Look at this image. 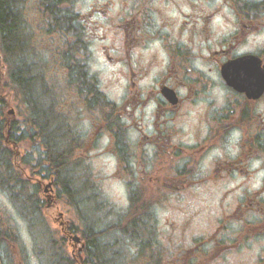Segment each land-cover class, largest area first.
<instances>
[{
	"label": "flooded vegetation",
	"instance_id": "af4514ba",
	"mask_svg": "<svg viewBox=\"0 0 264 264\" xmlns=\"http://www.w3.org/2000/svg\"><path fill=\"white\" fill-rule=\"evenodd\" d=\"M122 3L113 15L101 11L103 24L95 27L103 31L96 32L102 57L125 68L118 76L125 93L115 103L90 100L84 79L81 96L96 114L84 148H94L97 129L125 173L142 175L130 163L143 164L141 180L160 193L150 205L157 210L167 191L195 194L198 180L236 183L224 193L213 234L163 237L172 238L161 246L164 264H264V0ZM150 49L160 61L139 52ZM63 129L70 136L71 126ZM40 130L35 123L37 147L46 145ZM212 151L219 154L204 167ZM254 179L256 189L249 187Z\"/></svg>",
	"mask_w": 264,
	"mask_h": 264
},
{
	"label": "rangeland",
	"instance_id": "374dc122",
	"mask_svg": "<svg viewBox=\"0 0 264 264\" xmlns=\"http://www.w3.org/2000/svg\"><path fill=\"white\" fill-rule=\"evenodd\" d=\"M34 1L37 3L40 2V0ZM112 1V7L109 9L110 15L116 13L124 0H60L62 8L68 11L67 14H70V17L73 18L72 21L69 20L71 30L72 28L74 29L75 35L83 33L82 38L85 42L86 49L81 48L80 51H77V54L85 65L86 72H84L83 69L85 82L92 83H89V86H91L90 91H92L91 94H93L95 99L97 97L103 98L104 94V97H107L110 103H115L116 99L118 101L121 100L125 93L126 82L124 79L118 77L124 74L125 68L123 66H121V68L113 66L105 61L99 51L100 41L96 38V32L103 33V31L97 30L94 22L92 23V28L88 27L90 25V14L92 13V9L103 7ZM39 5L43 6L41 3L38 4V6ZM32 14L34 15V13ZM35 20L34 29L38 36L37 42L40 43L43 41V38L47 36V29H49L50 24L42 20L40 16H35ZM93 20L97 22L99 26L103 24V16L100 14L95 16ZM51 26L54 27V35L51 37V40L59 42L58 38L60 37L62 29H59L58 25L55 26L53 24ZM44 42L47 43L45 40ZM68 42L69 44H80L75 38L69 39ZM41 51L44 53H38V60L44 66V78L48 83H54L60 88L62 99L64 98L61 105L67 106L66 112L73 117L74 122L79 126V131L83 138L82 145L76 150L73 158L76 163L83 164L85 168L81 169V173L75 174V179L78 180L77 185L80 186V180L84 175V177L88 179L87 185L92 184L93 188L95 186V189H98L99 199L105 203L102 205H104L106 209L108 208L106 211V220L111 219L117 212L126 213L131 211V203L136 207L143 205L142 208H140L142 217L144 211L151 212L153 218L156 216L155 224L152 221L149 222L153 230L151 227L150 232L148 231L146 233L147 236L151 233V237L147 239H156L157 244L165 249L168 246V239H172L163 238L168 236L167 233L169 231H172V233L169 232V235H171L173 239H183V237H185V239H193L191 236H195L194 234L204 235L207 233L210 234L209 232L213 234L218 220L217 214L224 207V193L226 190L237 186L236 183L233 182L232 187L230 183L232 181L221 180L220 178L211 176L206 178V181L198 180L196 184H194L197 185V190H190V192L195 194L189 195V193L184 192L185 194L182 196H172L171 194L173 193L167 191V195L160 200V203H165L166 206L160 210H157L155 207L151 208L150 205L156 206L155 199L160 193H150L145 180H141L144 179L143 164L140 165L141 163L138 160L130 163V167L134 163V170L137 169L142 175H128L125 173V171L127 172V170L124 169L125 165L120 167V164L116 163L117 161L113 155V151L109 148L107 137H103V133L97 132V129H95L96 134H93L94 142L96 143L94 148H89V144L87 143L84 149V132L87 133V135L89 134L91 123L96 114H94L91 109V105L85 102L86 100L81 94L77 90L70 88L68 83L70 72L64 73L65 69H62L63 63L60 60V57H62L61 51L57 50V47L51 50L41 47ZM139 52L151 57V59L160 61L159 57L154 56L155 51L152 49L140 50ZM16 56L18 62L21 61V58L28 57V54L20 56L17 53ZM7 60L9 61L10 58H6L0 54V86L2 96L5 97L8 104L5 111L8 113L11 120L9 130H12V123L16 122L17 125L15 127L19 130L23 129L22 136L25 132L30 135L32 134L31 132L34 129L35 123L32 122L30 114L26 111L27 108L24 105L23 95L20 94L19 96L14 91L15 88L10 81V68L12 65L7 63ZM156 72L157 70H153L152 75L154 76ZM148 82L149 80H146L145 85H147ZM98 88L103 94L96 92ZM35 93L36 96L38 93L40 94V86L37 87ZM35 135L36 133L33 132L32 136L35 137ZM88 140H91V134L87 138V141ZM2 145L5 146L6 149V145L3 142ZM187 145L188 144L185 143L184 148L188 151L189 148ZM8 148L13 155V162L16 163L14 166L16 168H25L26 172H24V174L17 170L19 173L16 174L15 179L19 178L16 181L21 186L16 183V187L13 188V191H15L14 194L18 195L11 196L0 186V239H8L9 242L18 240V246L16 243V248L18 247L19 251L20 248H23L27 252V258L24 259L22 264H41L40 251L37 252V248L46 245L48 242L47 239H57L56 241L58 244L63 242L66 244V240H63L64 234L62 233V225L69 224L74 227L76 234H78L81 239H84L81 232L84 227L82 219L84 218L85 212L82 211L79 213L76 208L70 204L67 195L62 192V183L58 185L57 179L54 177L46 178L48 175L46 172L47 168L38 166L39 152L34 141L24 140L21 143H13L9 145ZM214 154H219V152L212 151L204 156L208 157L203 163L204 167L209 166V159H211ZM152 161L150 166H153L155 162V160ZM142 163H144V161ZM177 166L181 167L182 164H177ZM161 167L162 164L159 168ZM88 170L90 175L87 173ZM119 171L122 172L120 175ZM11 176L12 180H14V173ZM50 178H53L54 183L51 188L48 187L52 184L50 183ZM35 181L40 182L44 187L41 190L34 188L37 184ZM131 182L138 185L140 196L136 195L130 200L129 184ZM259 185V179L251 180L249 183V187L253 189L258 188ZM149 186L154 190L152 185ZM22 187H25L26 192L25 189L24 191L21 190ZM11 194H13V192H11ZM21 196L23 198L25 196L30 198V204L33 205L32 208H34V210L27 212L18 207L22 206L21 202L18 200ZM15 202H17V205ZM42 202H46L47 206H43L41 204ZM25 208L28 209V206ZM94 218L97 217L95 216ZM171 224L174 226L172 229H169ZM188 227H190V229H187ZM113 236L115 238L118 235L114 234ZM140 237H128L125 239H145L143 235L141 238ZM72 239L73 238L68 237L67 243L69 249L66 245L65 249L68 253H71L72 257L74 255L78 260L81 246H77L78 244ZM137 242L139 241H136L134 246H130L128 252L122 253V255L128 258L131 264H148V262L140 263V259L142 258L138 255V252L141 242L140 246ZM53 243L55 244L54 241L52 244ZM54 246H56V244ZM16 248L7 244V246L2 249L1 256L4 264H18L17 259L14 260L12 257V253H14L12 249L16 252ZM70 253L69 256L71 257ZM17 258L19 261H22L19 256H17ZM80 260H82V258L79 259V264H83V261L81 263Z\"/></svg>",
	"mask_w": 264,
	"mask_h": 264
},
{
	"label": "trees",
	"instance_id": "16d2710c",
	"mask_svg": "<svg viewBox=\"0 0 264 264\" xmlns=\"http://www.w3.org/2000/svg\"><path fill=\"white\" fill-rule=\"evenodd\" d=\"M40 3L43 6H38ZM61 5L60 0H40L39 3L34 0H0V54L10 58L7 63L12 65L10 68L11 81L15 90L23 95L26 110L30 114L32 122L39 123L40 131L46 142V145L40 148L42 152L38 166L47 168L48 175L46 178L54 177L57 179L58 185L62 183V192L67 195L70 204L79 213L85 212L82 219L84 227L81 232L84 236L82 240L86 245L83 251L85 264H131L130 260L124 257L122 253H127L129 247L134 246L136 241H139L137 242L139 246L141 242L138 252L142 258L140 263L164 264L161 246L157 244L156 239H121L129 232L113 233L117 229L113 225H106L103 222L107 216L105 212L107 210L103 208L104 205L102 204L104 203L99 199L98 189H95V186L93 188L92 184L87 185L88 179L84 175L80 180V186L77 185L78 180L75 179V174L81 171V164L76 163L73 158L76 150L80 148L79 132L72 120L73 117L68 115L66 108L61 105L64 98L62 99V96L59 95V88H54V83L50 84L45 80L44 66L38 60L39 47L43 45L53 49L59 45L57 48L63 51L60 58L63 64L71 69L69 83L75 85L77 81V86L80 84L84 86V65L77 55V51L84 48L83 42L79 36L80 44H69V38L78 35H75L74 29L71 30L69 26V22L73 18L67 14L68 11L64 10ZM35 16H40L42 20L50 24L49 29H47L48 34L43 38L47 43L44 41L37 42L38 36L34 29ZM53 24L62 29L58 38L59 42H54L50 38L54 35V27L51 26ZM17 53L20 56L28 54V57L21 58V61L17 62ZM38 86H40V94L38 93L36 96L35 91H37ZM6 106L7 100L2 96L0 86V186L12 196L18 195L14 194L15 191H13L16 183L21 186L16 181L19 178L15 179L19 172L14 166L12 153L7 147V150L5 149L2 142L5 145L6 141L19 142L22 136L15 127L16 122L12 123V130H9L7 113L4 112ZM64 125L71 126L70 136L64 135L67 134V130L63 129ZM25 135L28 134L25 132ZM13 173L15 181L12 180L11 175ZM24 189L25 187H22L21 190L24 191ZM18 200L22 205L21 207L18 206L19 208L27 212L34 210L29 197L23 198L21 196ZM15 203L17 205V202ZM26 206L28 209L25 208ZM142 206L140 205L139 208ZM95 216L97 218H94ZM149 222L151 221L144 220L142 215L138 214V219L128 221L127 225H131L129 231H135L134 237L139 238L146 235L148 231L150 232L152 225ZM104 226H106L105 229H103ZM114 234L118 236L114 238ZM47 240L46 245L37 248V252L40 251L41 264H79L78 260L72 257L69 252L70 257L65 249V245L68 248L67 239H63L66 240V244L64 242L58 244L57 239ZM53 241L56 246L54 243L52 244ZM12 242L14 241L9 242L8 239H0V246L4 243V247H6L8 243ZM16 243L18 246V240ZM17 256L22 260L20 261L22 264L27 258V252L20 248L14 258L16 259Z\"/></svg>",
	"mask_w": 264,
	"mask_h": 264
},
{
	"label": "water",
	"instance_id": "95a60500",
	"mask_svg": "<svg viewBox=\"0 0 264 264\" xmlns=\"http://www.w3.org/2000/svg\"><path fill=\"white\" fill-rule=\"evenodd\" d=\"M77 243H79L80 242V239H76L75 240ZM0 264H1V260H0Z\"/></svg>",
	"mask_w": 264,
	"mask_h": 264
},
{
	"label": "bare ground",
	"instance_id": "6f19581e",
	"mask_svg": "<svg viewBox=\"0 0 264 264\" xmlns=\"http://www.w3.org/2000/svg\"><path fill=\"white\" fill-rule=\"evenodd\" d=\"M68 126H69V125H68ZM31 133H32V135H33V130H32V132H31Z\"/></svg>",
	"mask_w": 264,
	"mask_h": 264
}]
</instances>
